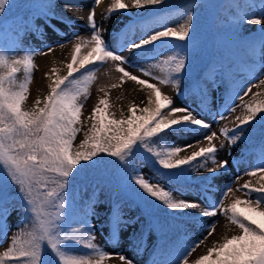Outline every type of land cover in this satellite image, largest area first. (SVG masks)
Masks as SVG:
<instances>
[{"label":"snow or ice","instance_id":"1","mask_svg":"<svg viewBox=\"0 0 264 264\" xmlns=\"http://www.w3.org/2000/svg\"><path fill=\"white\" fill-rule=\"evenodd\" d=\"M64 2L66 7L80 6L75 0ZM165 2L166 0H128L125 3L124 0H113L105 19L130 8L143 9L150 5H163ZM94 3L99 4L100 0H94ZM13 7V0H0V20ZM260 14L264 16V4ZM95 15L93 8L87 16L90 39L84 40L76 36L72 59L67 63V75H56L52 79L46 73L52 80L48 85L49 92L42 100L37 98L31 109H25L23 104L28 97L34 68L32 57L35 53L27 50L22 56H16V49L0 45V231L4 230L12 211L20 210L25 217L22 227L12 236L11 245L0 253V264H20L21 261L23 264H104V260L113 255H117L123 264H134L126 256L108 253L94 242L93 227L88 223L87 211L79 219H74L73 212L68 210L69 178L84 168L87 162L98 165L106 158H114L108 162L120 172L122 181L129 189L172 210L193 209L198 205L175 199L170 190L159 183H153L150 177L146 178L137 167V156L155 168L161 179L169 181L193 170L184 169L185 165L199 162L200 167H205L211 161L216 166L207 168L209 175L201 178L208 182L209 187L211 179L229 166L227 159L217 162L218 149L213 143L217 137L216 132L203 137L208 142L206 147H201L186 157H178V154L191 145L171 146L165 140L169 132L191 133L212 127L189 108L173 106L172 98L165 95L158 86L171 84L177 89L179 87L180 76L186 72L187 62L195 46V37L191 34L194 31L193 12H185L186 19L178 29L164 27L147 38L139 39L138 43L131 42L128 45L130 49L140 50L141 54L149 51L145 46L152 45L151 51L155 53V42L161 41V46L172 53L156 66L160 68L162 75H154L148 68L139 69L144 75L158 81V84L140 79L122 66L127 58L110 50ZM240 18L248 23L264 25V19L255 15L249 18V14L245 13ZM261 37L260 43L264 46V32ZM84 48L90 50L81 55ZM109 59L118 62L116 68L122 73L121 81L128 78L147 86L150 90L148 106L139 109L141 114L137 115L138 106L131 105L126 118L122 115L120 119H116L108 112L107 98H101L89 117L91 125L85 131L84 139L74 147L73 141L81 131V127H78L83 107L80 98L87 99L89 85L95 75L94 71H86L79 79L73 78V75L90 63L102 64ZM21 70L23 79L18 81L17 74ZM56 72L58 69L53 68L52 73ZM260 85H264V79L260 80L257 87ZM251 91L249 86L243 96L233 94L243 104L246 114L236 117L238 123L233 129L224 127L220 130L229 145H234L241 138L238 134L240 126L249 124L258 114L264 113V99H258V93H253L250 101H244L243 97ZM166 109L169 110L167 114L164 112ZM228 110L226 107L225 111ZM177 113L182 114L177 116ZM219 118L223 119L224 115L220 114ZM156 141L161 142L160 147H157ZM223 146L221 143L220 147ZM228 154L231 155L230 150ZM173 169L178 171H164ZM257 173L264 174V156L260 166L248 174L255 176ZM9 184L18 187V205H13L3 194ZM240 190H244L246 199L235 197L225 205L223 197L233 193L232 187L228 186L222 193L221 200L201 213L203 216L222 213L229 223L238 226L240 234L230 237L225 235L222 242H214L205 255L191 261V264H264V183L257 186L246 181L237 188V191ZM109 222L117 231L121 225L128 226L129 223L123 220L116 207L112 209ZM73 223L79 227H72ZM214 230L213 226L208 231V236ZM198 244L183 252L177 251L175 259L168 264H190L189 256ZM45 245L52 253L47 259L44 258ZM79 248L88 251L80 254Z\"/></svg>","mask_w":264,"mask_h":264},{"label":"rangeland","instance_id":"2","mask_svg":"<svg viewBox=\"0 0 264 264\" xmlns=\"http://www.w3.org/2000/svg\"><path fill=\"white\" fill-rule=\"evenodd\" d=\"M245 1L242 16L248 13L249 18L255 15L258 18L264 19V16L260 14L264 0L260 3L252 0ZM112 2L113 0H100V3L97 5L94 3V0H75V3L80 6L70 8L73 10L72 14L65 12L67 8H63L65 5L64 0H51L42 24L34 25L24 33L15 48L14 55L16 56H22L27 50H32L35 53L32 57L34 68L32 70L31 82L35 79L40 68V58L44 54H50V59L52 60L46 66L45 72L42 73L46 80L45 87L43 89L39 88L32 99L29 97L28 91V97L23 105L26 107L32 106L36 99L41 98L47 91L49 88L48 85L52 80L49 79L48 75H45L46 73L53 79L57 74H62L67 71V63L71 62L72 59L73 44L77 42L76 36L78 35L84 40L90 39L91 30L87 23V16L93 8L95 9L97 24L110 50L127 58V62L122 66L132 75L140 79L148 80L150 83L158 84V81L144 75L139 69L148 68L151 69L154 75H162L160 68L156 66L162 59L172 53L166 47L161 46V41L155 42V53L151 51L152 45L145 46L149 49L145 54H141L140 50L130 49L128 45L131 42L138 43L139 39L147 38L155 31H160L164 27L178 29L179 25L186 19L185 12L188 10L193 12V8L197 2L188 4L184 9L175 8L174 10H168L161 14L155 12L147 13L148 8H130L127 11L114 13L110 18L105 19L108 16V9L112 5ZM124 2L128 3V0H124ZM189 6L192 7L189 9ZM77 11H81V13H76ZM67 14L70 16H66ZM53 25L55 28H53ZM243 25L247 27V30L253 32H258L260 28L264 30V25L248 23L244 19ZM104 29H107V31L105 32ZM2 35L0 34V37ZM11 37V32L4 33L5 40L9 41ZM49 48L52 50L48 51ZM89 50L88 48L82 49L81 55L86 54ZM117 63L109 59L102 64L90 63L84 69H80L83 74H86V71H94L95 79L89 85L87 99L80 98V102L83 105L81 115L82 130L76 136L75 143L81 141L84 133L83 129L88 127L92 110L101 98H107L108 110L117 116L125 115L131 105H137V110L148 106L147 97L150 90L146 85H140L136 81L128 78L121 81L120 77L122 73L117 70ZM53 68L58 69V72L52 73ZM261 79H264V46H261L258 60L251 66L245 67L237 75L236 82L231 86L229 95L224 94L218 71L214 73L212 78L205 82V93L203 94L197 89L191 96L185 97L182 94L185 86L190 82V78L187 75L180 76L178 89L171 84H158L161 91L172 98L173 106L187 107L198 118L212 125L211 129L198 130L191 133L170 132L166 143L171 146L180 147L186 144L191 145V147L184 149L178 154L180 156H189L192 152L208 145L207 140L203 138L206 134L216 132L217 137L214 138L213 143L218 149L216 154L217 162L227 159L229 166L213 178L210 187L189 190L176 189L173 191V194L178 199H183L198 205L196 208L188 209L191 213L198 215L197 220L189 226L183 243L173 253H164L160 256L153 255L150 257V247L153 242V236L150 232L143 236L141 242H135L133 240L132 234L138 224L128 219L129 213L131 210H134L130 201H124L121 206V209L125 212L121 214L122 218L129 222L128 226L121 225L118 231L113 229V227L107 228V226H100V218H95L92 213L90 214L95 241L103 250L108 253L124 255L128 259L133 260L134 264H168V262L175 259L177 251L183 252L185 249H190L197 245L199 241H203V243H199L195 247V250L189 256V261L191 262L199 258V256L206 254L207 249L212 247L214 242H222L225 235L230 237L240 234L238 226L229 223L222 213L218 212L216 216H203L201 213L202 210L209 208L213 203H218L222 198V193L226 191L228 186L232 187L233 193H229L226 197H223L225 205L229 204L235 197L247 198L245 197L244 190L237 191V188L246 181H251L257 186L260 183H264V174L257 173L255 176L248 174L257 166H260L261 158L264 156V142L259 150L245 151L247 143L244 134L252 128V125L240 126V132L238 134L241 138L234 145H229V141L220 133V130L224 127L233 129L238 123L236 117H242L246 114L243 104L233 94L239 93L240 96H243V92L251 86L252 91L243 97L245 102L250 101L253 93L262 94L264 92V85L257 87ZM113 85L116 86L113 87ZM226 107L229 109L228 111H225ZM168 111V109L164 110L165 114ZM181 114L177 113L175 115L178 116ZM220 114L224 115L223 119L219 118ZM221 143L224 145L223 148L220 147ZM229 150L231 151V155L228 154ZM215 166L211 161L205 167L198 165L193 170L192 175H207V168H214ZM140 170L145 174L146 178L150 177L152 182L164 184L159 174L151 168L143 165L140 167ZM69 205L70 209L76 207L72 203ZM99 207V204H95L91 210ZM16 214L17 211L11 212V215L4 225V230L0 231V253L9 245L11 235L16 230V221L18 218ZM213 226L215 230L211 236H208V231ZM104 262L107 264H123L117 255L106 258Z\"/></svg>","mask_w":264,"mask_h":264},{"label":"trees","instance_id":"3","mask_svg":"<svg viewBox=\"0 0 264 264\" xmlns=\"http://www.w3.org/2000/svg\"><path fill=\"white\" fill-rule=\"evenodd\" d=\"M188 1L190 0H166L163 5H150L147 8L156 9L159 7L182 6ZM13 2L15 7L12 8L8 15L0 20V34H3L0 37V45L11 46L15 49L20 37L33 25L41 22V12L47 5L48 0H13ZM244 5L245 0H202L201 4L195 8V16L193 19L194 31L191 33L195 37V46L192 49L185 72L189 73L193 80L191 86L187 88V92L193 90L195 82L202 84L217 69L220 70L222 79L229 86L236 68L244 62H250L256 58L257 47L262 37L259 31H249L243 25L240 17ZM8 31L12 33L9 41L4 39V33ZM22 73L23 71L21 70L17 74L18 81L22 80ZM57 75L65 76L67 75V71ZM81 76L82 74L77 72L73 75V78L79 79ZM48 92L49 88L40 99L42 100ZM258 99H264V92L258 95ZM23 107L25 109H31L32 106L26 107L23 105ZM108 112L111 113L109 110ZM136 114L140 115L141 113L137 110ZM128 115L129 108L123 117L126 118ZM113 116L116 119L121 118V116L115 114ZM262 117H264V113L258 114L256 119L250 122L252 123V128L245 134V138L249 143L253 142V144H256L264 138V120H262ZM88 124V127L83 129L84 133L81 141L84 139L85 131L91 125V120ZM78 127H81V124ZM80 142L75 143L74 140V147L79 145ZM156 144L157 147H160L161 142L156 141ZM178 157L186 156L178 155ZM109 159L114 158H106L103 163L98 165H92L91 162H87L84 168L79 172H75L74 176L69 178L68 205L70 203L76 205L74 209H68L73 212V218L79 219L87 211L89 224L91 223L90 213H94V216L101 219L100 224H109L112 209L114 207L119 208L122 214L124 212L122 211L123 209L121 210V206L124 201H130L134 210H131L132 212H130L131 216L129 218L139 222L141 233L146 231L152 232L154 236L153 240L157 244V247L163 248L164 246L167 249L172 244L178 243L185 236L187 225L195 219V215L185 211V209H167L159 202L144 198L135 190L129 189L122 181L120 172L113 164L108 162ZM141 163L159 173L155 168L143 162L137 156L138 169ZM198 164L199 162H193L192 165H185L183 167L186 170L189 168L194 169ZM164 171L176 172L178 170ZM191 172L188 171L185 175L177 176L170 181L163 179L169 184L166 190L172 192V189L191 188L205 182V180L201 179L202 177L192 176ZM3 194L13 205L20 204V195L17 186L9 184L5 187ZM173 197L177 199L174 195ZM82 199H84L83 202L79 204ZM95 204H99L100 207L91 210ZM16 211L18 221L13 235L19 231L25 219L20 210ZM72 227H79V225L73 223ZM44 248V258L47 259L52 253L46 245ZM87 251L84 248L78 249V253L80 254L86 253ZM20 264H23V261ZM104 264L107 263L104 262Z\"/></svg>","mask_w":264,"mask_h":264},{"label":"bare ground","instance_id":"4","mask_svg":"<svg viewBox=\"0 0 264 264\" xmlns=\"http://www.w3.org/2000/svg\"><path fill=\"white\" fill-rule=\"evenodd\" d=\"M98 5V4H97ZM76 8V6L74 5H69L68 7H66L65 5L63 6V8H67V10L65 11L66 13H72L73 14V10L70 8ZM76 13H81V11H77ZM66 16H70V15H66ZM64 16V17H66ZM63 17V16H62ZM68 18V17H67ZM66 19V18H65ZM52 62V60L50 59V54H44L41 58H40V68L37 72V75L35 77V79L31 82L30 88H29V97L32 99L34 98V96L36 95L37 90L43 89V87H45L46 85V80L44 78V76L42 75L43 72H45L46 70V66Z\"/></svg>","mask_w":264,"mask_h":264}]
</instances>
